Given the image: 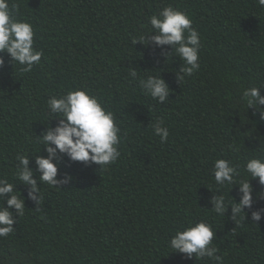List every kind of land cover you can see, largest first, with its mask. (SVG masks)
<instances>
[{"label":"trees","instance_id":"trees-1","mask_svg":"<svg viewBox=\"0 0 264 264\" xmlns=\"http://www.w3.org/2000/svg\"><path fill=\"white\" fill-rule=\"evenodd\" d=\"M8 3L15 19L31 24L34 49L43 55L22 72L0 53V179L16 185L25 206L22 215L10 209L15 223L0 236V264H217L169 253L176 230L198 220L212 226L220 264H264V213L259 221L251 218L264 199L254 198L245 219H232L230 207L224 216L210 209L216 159L236 166L239 181L250 178L243 171L248 159L264 157V118L240 99L249 87L264 95V9L256 0ZM167 6L185 12L199 33V68L191 75L180 72L184 61L170 46L143 44L152 31L149 18ZM159 74L170 89L163 103L138 83ZM76 88L113 113L120 156L99 167L60 154L57 179L64 173L72 179L59 187L41 184L36 204L15 177L17 157L30 156L35 170L36 135L57 123L45 124L47 101ZM156 121L168 129L164 141L153 130ZM38 155H47L42 146ZM250 183L255 197L262 186L258 179ZM230 187L220 192L234 203L238 186Z\"/></svg>","mask_w":264,"mask_h":264},{"label":"clouds","instance_id":"clouds-1","mask_svg":"<svg viewBox=\"0 0 264 264\" xmlns=\"http://www.w3.org/2000/svg\"><path fill=\"white\" fill-rule=\"evenodd\" d=\"M257 5L264 9V0H256ZM13 7H15L13 5ZM152 31L146 33L142 39L143 44L154 43L157 46L168 45L171 52H175L184 61V66L180 69L183 75H191L199 68V48L200 36L196 29L192 27L191 18L183 11L174 9L171 6L164 7L157 15L149 18ZM139 41L137 39L133 42ZM0 53H7L11 63L20 65L22 72H30L35 64H39L43 55L42 51L34 49V31L30 23L15 19L12 16L8 0H0ZM4 64V59L0 56V65ZM132 78H137L135 70L130 72ZM180 78H183L182 76ZM138 83L141 89L158 103H163L168 99L170 89L165 80L159 76L147 75L139 78ZM259 87L245 88L240 96L246 109L249 107L260 112L264 118V95H261ZM49 119L55 118V126H47L40 135H36L47 155L34 157L35 170L29 167V157L18 156V165L15 177L20 184L28 186V197L39 203L41 198L40 185L45 184L50 187H59L68 183L72 177L68 173L61 175L57 179L60 154L66 156L70 161L83 162L85 164L95 163L100 166H107L115 162L120 156L118 145L120 144V129L114 122L111 111L98 101L95 95L87 90L76 88L69 90L59 97H50L47 101ZM162 121H156L152 127L156 134L164 141L168 138L169 132L166 127L161 126ZM229 145V148H232ZM243 171L250 178L237 180L240 170L229 160L218 158L212 166V178L216 186L210 198L212 207L210 208L219 216L229 207L231 208V218L244 214V209H252L254 198L264 199V157L254 156L248 159L243 165ZM39 173V175H34ZM258 179L262 186L255 192L250 180ZM226 185L238 186L239 200L232 196L234 203L225 200L220 189ZM14 186L6 179H0V198L4 199V205L0 207V236H7L13 231L15 217L10 209L14 208L17 215H22L24 210V197L14 191ZM17 188V187H16ZM264 213V208H257L251 211L252 221H259ZM215 233L210 224L203 220L189 221L187 226L177 229L175 234L168 240L167 247L170 252L186 254L189 258L214 259L220 264L221 257L215 256L217 251L213 245Z\"/></svg>","mask_w":264,"mask_h":264}]
</instances>
